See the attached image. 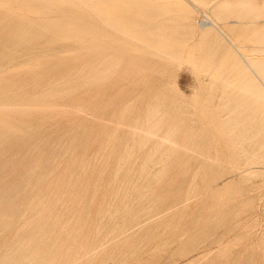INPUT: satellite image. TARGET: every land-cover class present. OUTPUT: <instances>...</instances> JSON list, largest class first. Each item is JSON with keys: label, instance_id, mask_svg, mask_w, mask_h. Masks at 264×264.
<instances>
[{"label": "rangeland", "instance_id": "374dc122", "mask_svg": "<svg viewBox=\"0 0 264 264\" xmlns=\"http://www.w3.org/2000/svg\"><path fill=\"white\" fill-rule=\"evenodd\" d=\"M41 2L0 0V264H264V0Z\"/></svg>", "mask_w": 264, "mask_h": 264}, {"label": "bare ground", "instance_id": "6f19581e", "mask_svg": "<svg viewBox=\"0 0 264 264\" xmlns=\"http://www.w3.org/2000/svg\"><path fill=\"white\" fill-rule=\"evenodd\" d=\"M21 1V3H26V2H38V3H41L42 5H44V3L43 2H41V0H20ZM231 1V0H230ZM207 3V2H206ZM229 4V3H228ZM264 22V21H263ZM207 22H205V24H206ZM202 26V25H201ZM204 26V25H203ZM213 26H215L214 24H213ZM212 27V25L211 24H207L206 25V27H203V29H202V31H201V33H202V35L201 36H207V34L210 32V28ZM214 28V27H213ZM102 51V50H101ZM103 52V51H102ZM84 66V65H83ZM82 66V67H83ZM99 67V66H98ZM85 69V68H84ZM96 69V68H95ZM103 70V69H102ZM102 72V71H101ZM90 74V73H89ZM62 77V76H61ZM68 77V76H67ZM66 78V77H65ZM64 78V79H65ZM91 78V77H90ZM63 79V78H62ZM77 80V79H76ZM87 80V79H86ZM60 81V80H59ZM58 81V82H59ZM18 82V81H17ZM60 85V84H59ZM2 88V87H1ZM0 88V89H1ZM60 93V92H59ZM62 93V92H61ZM38 95V94H37ZM29 106V105H28ZM39 106V105H38ZM34 107V106H33ZM36 107V106H35ZM252 167V166H251ZM250 167V168H251ZM247 169V168H246ZM3 188V187H2ZM54 189V188H53ZM10 209V208H9ZM26 211V210H25ZM239 254V253H238ZM233 259V258H232Z\"/></svg>", "mask_w": 264, "mask_h": 264}]
</instances>
